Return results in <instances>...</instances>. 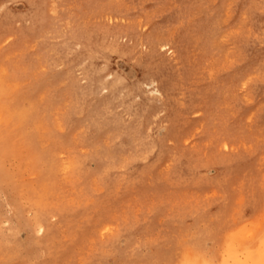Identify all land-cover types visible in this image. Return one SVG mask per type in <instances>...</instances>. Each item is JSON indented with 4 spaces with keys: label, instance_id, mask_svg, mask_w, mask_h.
Returning a JSON list of instances; mask_svg holds the SVG:
<instances>
[{
    "label": "rangeland",
    "instance_id": "1",
    "mask_svg": "<svg viewBox=\"0 0 264 264\" xmlns=\"http://www.w3.org/2000/svg\"><path fill=\"white\" fill-rule=\"evenodd\" d=\"M0 118V264H262L264 0H0Z\"/></svg>",
    "mask_w": 264,
    "mask_h": 264
},
{
    "label": "bare ground",
    "instance_id": "2",
    "mask_svg": "<svg viewBox=\"0 0 264 264\" xmlns=\"http://www.w3.org/2000/svg\"><path fill=\"white\" fill-rule=\"evenodd\" d=\"M171 50V49H170ZM91 58V57H90ZM92 59V58H91ZM5 76V75H4ZM7 76V75H6ZM6 79V78H5ZM5 81V80H4ZM3 81V82H4ZM6 83H7V81H6ZM5 83V84H6ZM10 83V82H9ZM8 83V84H9ZM150 85H151V88H152V90H156V91H161V87H160V84L158 83V81L157 80H151V82L149 83ZM149 85V86H150ZM2 86H4L5 87V85H2ZM106 86H108L109 87V85H106ZM148 87V86H147ZM6 88V87H5ZM1 90H2V87H1ZM7 90H9V89H7ZM4 94V93H3ZM2 95V94H1ZM4 96V95H3ZM12 97V96H11ZM7 102V101H6ZM5 103V102H4ZM4 103H2V104H4ZM4 106H6V105H4ZM9 106V105H8ZM17 107V106H16ZM18 108V107H17ZM20 108V107H19ZM81 108V107H80ZM9 109V108H8ZM2 110H4L3 108H2ZM4 112H6V110L4 111ZM3 112V113H4ZM1 113H2V111H1ZM3 113L1 114V116L3 115ZM141 114V113H140ZM147 114H148V112H147ZM6 115H7V113H6ZM21 115V114H20ZM24 118H25V116H24ZM1 119V118H0ZM3 120V119H2ZM16 121V120H15ZM15 121H13V122H15ZM3 122H4V120H3ZM17 122V121H16ZM20 122V121H19ZM10 123H12V122H10ZM15 126V125H14ZM17 126V125H16ZM48 127V126H47ZM20 128V127H19ZM20 132H21V130H20ZM23 132V131H22ZM21 132V133H22ZM20 133V134H21ZM24 134V133H23ZM23 134H21L22 136H23ZM21 135H20V137H21ZM147 149H149V148H147ZM96 150V149H95ZM24 151V150H23ZM147 151H149V150H147ZM147 151H146V153H147ZM18 155V154H17ZM20 156V155H19ZM13 157V156H12ZM11 158V157H10ZM27 159V158H26ZM30 160V159H29ZM107 162V161H106ZM104 163H105V161H104ZM108 163V162H107ZM73 165V164H72ZM103 165V164H102ZM119 165V164H118ZM31 186V185H30ZM29 188V187H28ZM30 188H32V187H30ZM36 188L34 187V189L33 190H35ZM3 190V189H2ZM30 190V189H29ZM32 190V191H33ZM2 192V191H1ZM37 192V191H36ZM33 193H35V192H33ZM42 193V192H41ZM32 194V193H31ZM37 194V193H36ZM45 194V193H44ZM31 196V195H30ZM33 196V195H32ZM31 196V197H32ZM35 196V195H34ZM39 196V195H38ZM42 198H43V196H42V194L40 195ZM37 197V196H36ZM28 198H30L29 196H28ZM36 199V198H35ZM37 199H38V197H37ZM35 201V200H34ZM40 202H41V200H40ZM39 202V203H40ZM240 202V201H239ZM13 203V202H12ZM46 203V202H45ZM14 204V203H13ZM47 205V204H46ZM14 206V205H13ZM15 208V207H14ZM14 210V209H13ZM47 214V213H46ZM258 223V227L261 225H259V222H257ZM257 223H256V225H257ZM256 225H252L251 227H256ZM263 226V225H262ZM43 227V226H42ZM251 231V230H250ZM250 234V233H249ZM233 235H234V232H233ZM230 238V237H229ZM229 238H227V239H229ZM235 239V238H234ZM225 240V239H224ZM226 241V240H225ZM233 241V240H232ZM224 243V242H223ZM229 245H230V240H229ZM243 245V244H242ZM257 245V244H256ZM261 245H263L264 246V242L263 243H261ZM260 251L258 252L259 253V263L261 262L262 264L264 263V249H259ZM247 251V250H246ZM245 251V252H246ZM243 252V251H242ZM253 253V252H252ZM234 254V253H233ZM232 254V255H233ZM239 254V253H238ZM257 254V253H256ZM236 255V254H235ZM244 255V254H243ZM234 257V256H233ZM253 257V256H252ZM229 258V257H228ZM242 258V257H241ZM251 258V257H250ZM254 259V258H253ZM235 260V259H234ZM192 262H193V264H211L206 258H202V257H199V256H196L193 260H191V261H189L187 264H192ZM218 262V261H217ZM237 262L238 261H236V264H237ZM247 262V261H246ZM253 262V261H252ZM242 263V262H241ZM249 263V262H248ZM248 263H246V264H248ZM243 264V263H242ZM245 264V263H244ZM257 264V263H256Z\"/></svg>",
    "mask_w": 264,
    "mask_h": 264
}]
</instances>
